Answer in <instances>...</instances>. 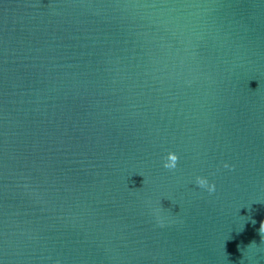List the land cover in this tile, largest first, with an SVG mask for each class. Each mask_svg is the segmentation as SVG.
Returning a JSON list of instances; mask_svg holds the SVG:
<instances>
[{"label": "water", "instance_id": "obj_1", "mask_svg": "<svg viewBox=\"0 0 264 264\" xmlns=\"http://www.w3.org/2000/svg\"><path fill=\"white\" fill-rule=\"evenodd\" d=\"M262 221L264 0H0V264H264Z\"/></svg>", "mask_w": 264, "mask_h": 264}, {"label": "clouds", "instance_id": "obj_2", "mask_svg": "<svg viewBox=\"0 0 264 264\" xmlns=\"http://www.w3.org/2000/svg\"><path fill=\"white\" fill-rule=\"evenodd\" d=\"M177 162H178V155L175 152H173V151H169L167 153L166 158L163 161V166L166 169H174L177 166ZM224 167L225 168H229V167H232V166L225 162ZM196 183L200 187L207 188L209 193H212V192L215 191V184L214 183H210L206 177L197 176L196 177ZM259 233L261 234L262 239H264V221H262L261 224H260Z\"/></svg>", "mask_w": 264, "mask_h": 264}]
</instances>
